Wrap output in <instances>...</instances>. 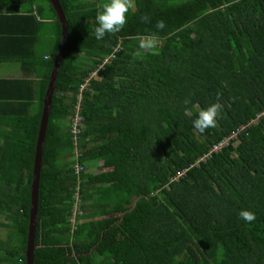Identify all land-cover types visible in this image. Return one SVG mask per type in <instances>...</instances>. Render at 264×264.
I'll use <instances>...</instances> for the list:
<instances>
[{"label":"trees","instance_id":"16d2710c","mask_svg":"<svg viewBox=\"0 0 264 264\" xmlns=\"http://www.w3.org/2000/svg\"><path fill=\"white\" fill-rule=\"evenodd\" d=\"M34 1L0 0V40L16 46L0 59L35 75L0 79V264H26L35 145L60 43L49 0ZM58 1L68 40L41 155L33 264H264V0H134L124 27L101 40L92 32L106 0ZM44 20L55 36L45 58L33 51ZM150 35L155 47L140 49ZM82 84L77 161L102 170L80 172L76 210L66 120ZM211 103L221 105L216 126L201 134L192 122Z\"/></svg>","mask_w":264,"mask_h":264},{"label":"clouds","instance_id":"9594fccd","mask_svg":"<svg viewBox=\"0 0 264 264\" xmlns=\"http://www.w3.org/2000/svg\"><path fill=\"white\" fill-rule=\"evenodd\" d=\"M134 0H106L101 6V11L96 16V25L92 35L96 40H101L106 34L119 32L126 24V14L133 7ZM148 16H141L142 22L148 21ZM165 23L158 20L155 24L156 30H163ZM156 45V39L150 35L139 41L138 47L143 50H152ZM188 101L186 100L185 103ZM221 105L219 103H211L206 108L200 110L193 120V127L201 134L208 128L216 126V120L219 116ZM239 218L245 222H253L256 219L255 213L249 210L239 211Z\"/></svg>","mask_w":264,"mask_h":264},{"label":"water","instance_id":"95a60500","mask_svg":"<svg viewBox=\"0 0 264 264\" xmlns=\"http://www.w3.org/2000/svg\"><path fill=\"white\" fill-rule=\"evenodd\" d=\"M49 2L56 13L57 21L60 23L61 35H60L59 47L52 65L45 96L43 99L39 130L35 145L34 164L32 169L31 193H30L29 224H28L26 251H25L26 264H33V249H34L35 226L37 219V202H38L39 176H40V168H41V155L44 144L46 126L49 118V112L51 109L52 95L55 87L58 68L60 61L63 57V53L68 40V32H67L68 25L61 5L58 0H49Z\"/></svg>","mask_w":264,"mask_h":264},{"label":"built area","instance_id":"2783aa9c","mask_svg":"<svg viewBox=\"0 0 264 264\" xmlns=\"http://www.w3.org/2000/svg\"><path fill=\"white\" fill-rule=\"evenodd\" d=\"M116 50V49H115ZM114 56V52L107 56L106 58H104L103 62H107V61H110L112 59V57ZM102 64H100L98 66L101 67ZM95 74V71L91 74V75H94ZM86 84H82L79 88V93L77 95V99H78V104L76 105L75 107V111L74 113H72L70 116V123H69V131L72 135V144L74 146V151L72 152V154H74V158L73 160L75 161L74 164L72 165V168H73V173L77 176V182H76V187H75V195H74V199H75V209L77 207V204H78V201H79V197H78V190H79V187H80V182H81V179L79 177V174L80 172H82L84 170V167L78 163V158H79V152H78V148H77V142H78V135L80 133V131L82 130L83 128V122H82V117L79 115L78 111L80 109V105H79V102H80V96H81V91L83 90V88L85 87ZM261 114H259L257 116V118L260 116ZM252 121H250V123L248 124H251ZM246 124V125H242L240 126L239 128H237L236 131H234L232 134H230L228 137L224 138L223 140H221L220 142L214 144L212 146V148L210 149V152H217L219 151L222 147H224L230 139H233V138H236L237 134L240 133L241 131L245 130L246 127H248L249 125ZM209 154H207L206 156H208ZM205 156V157H206ZM76 211V210H74Z\"/></svg>","mask_w":264,"mask_h":264},{"label":"crops","instance_id":"0c3cea01","mask_svg":"<svg viewBox=\"0 0 264 264\" xmlns=\"http://www.w3.org/2000/svg\"><path fill=\"white\" fill-rule=\"evenodd\" d=\"M19 20H21V22L24 23L22 19H19ZM50 27H53V25ZM5 30L8 31L7 28ZM40 30H42V28H40ZM54 40H55V36L54 34H51L50 37L48 38L49 43L47 44V46H49V49L51 45L53 44ZM12 43H14L12 39L5 38V40L4 39L0 40V55L1 56L4 55L3 52L5 53L6 51L9 50V52L11 53L16 49V46H14V44ZM33 51H35L37 57L43 56L45 58L47 56L46 53L38 52L36 45L34 46ZM33 74L26 73L22 65L18 61L0 59V79H7V80L14 81V80H20V79L28 78V77L35 78V75ZM100 163L102 164L101 161Z\"/></svg>","mask_w":264,"mask_h":264},{"label":"rangeland","instance_id":"374dc122","mask_svg":"<svg viewBox=\"0 0 264 264\" xmlns=\"http://www.w3.org/2000/svg\"><path fill=\"white\" fill-rule=\"evenodd\" d=\"M34 5H44L45 1L44 0H35L34 1ZM53 23L52 20H44L42 21V30L39 32V36H38V43L36 45V48L38 50V52H43L46 53V55H48V51H49V46H47V44L49 43L48 38L50 37L51 34H54L53 29L50 27V25ZM50 34V35H49ZM70 118L71 116L67 117L66 123H70ZM74 154H69L66 156V160H73ZM101 163L100 162H90L88 164H86L84 166V171L89 172V173H96L102 170V168L100 167ZM78 194H79V190H78ZM76 210H78V208L76 207ZM76 213L78 211H75ZM0 221H3V215L0 214ZM5 228H7L6 226L0 225V235H4L5 237V232L6 230H4ZM4 230V231H3ZM1 237V236H0Z\"/></svg>","mask_w":264,"mask_h":264}]
</instances>
